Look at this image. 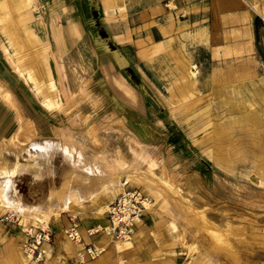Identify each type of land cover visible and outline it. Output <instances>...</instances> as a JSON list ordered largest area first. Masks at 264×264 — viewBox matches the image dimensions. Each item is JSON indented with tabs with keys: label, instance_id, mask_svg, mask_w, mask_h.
<instances>
[{
	"label": "rangeland",
	"instance_id": "rangeland-1",
	"mask_svg": "<svg viewBox=\"0 0 264 264\" xmlns=\"http://www.w3.org/2000/svg\"><path fill=\"white\" fill-rule=\"evenodd\" d=\"M31 5L27 26L47 42L52 66L40 77L11 51L0 24V264H217L201 217L212 243L264 264V164L253 145L264 149V136L250 131L264 124V0ZM55 29L65 43H55ZM38 91L58 105L47 109ZM212 129L223 130L228 161L217 157ZM64 145L103 167L150 175L169 193L155 200L123 187L150 211L145 205L130 238L87 255L102 236L105 192L91 202L72 193L48 218L24 211L59 184ZM68 241L82 251L72 254Z\"/></svg>",
	"mask_w": 264,
	"mask_h": 264
},
{
	"label": "bare ground",
	"instance_id": "bare-ground-1",
	"mask_svg": "<svg viewBox=\"0 0 264 264\" xmlns=\"http://www.w3.org/2000/svg\"><path fill=\"white\" fill-rule=\"evenodd\" d=\"M27 9L28 5L22 0H2L0 2V14L4 15V17L9 18L10 21L8 22L12 25L15 24V21L17 20H23L27 18L29 19V12H27ZM34 71L38 77L41 76L39 69H36ZM48 87L50 92L55 93V85L52 80L48 83ZM38 93L40 97H45L43 104L47 109L55 108L56 105H58L57 103H55V95L51 94V99L48 98V96L46 97L44 93L40 91H38ZM252 114L253 116H255L254 118H252L254 122H257L258 118L260 117L261 119H263V116L257 113ZM261 129L262 130H260V132L256 129H250L251 138L253 140H257L259 138V133L264 136V124ZM211 133L212 143L216 151L217 157L222 159V161L224 162L228 161V157L223 153L224 148L221 147L224 144V142L222 141L223 130L212 129ZM258 142H260V140H258ZM258 142H254L253 145H255V150L260 149L259 154L263 158L260 165H263L264 149L258 146ZM237 152H239L238 148H236V153ZM73 154L74 152L69 147H65L63 149L64 166L61 170L59 184L51 185L48 188L45 196H42L43 199H40L41 201L39 200V205H36L37 207L30 206L24 209L27 214H34V212L40 210L42 215L48 218L52 214L55 215L58 210L67 208L69 204V195L72 193L78 195L81 201H92L97 198V196H99L101 192H105V197L99 206V219L101 220V223H103L101 229H105L108 226V222L105 220V218L108 215L109 205L112 203L111 201L115 198V195L117 193H122V186L125 185L130 188L140 189L142 193H146L153 196L155 200H157L161 193H169L168 188L162 186L161 183H155V181L150 175L136 173L127 168H117L116 170L106 169L101 165L96 164L94 161L89 162L87 159L83 158L80 155L74 158ZM1 171L5 172L4 170ZM122 181L125 182L122 183ZM148 204H146V206L147 211L149 212L151 209V205L148 206ZM201 224L203 225L202 228L204 229L208 240H211V243H209L210 245L208 246L209 254L212 255V257L215 256L217 264H225L221 259L225 255L231 258L232 264H246V262H244L241 257L234 255L231 250L224 249L216 243H212L216 241V236L211 231V229L205 226L203 217H201ZM101 234L102 236H100L97 241H95V245L98 246V249L96 247L97 250H99L100 247L104 249L103 247L112 244L114 241L113 238L107 233V230H104ZM76 242L78 243V241ZM121 242L122 241H118L115 244L118 246ZM68 243L71 245L70 241H68ZM82 249L83 248L81 245H71L72 254L78 251H82ZM79 256H82V252L79 253ZM76 258L75 260H78ZM26 261L27 258L25 257L21 259L22 264H24ZM79 261L81 263L87 262L83 259ZM12 263L13 261H10L9 264Z\"/></svg>",
	"mask_w": 264,
	"mask_h": 264
},
{
	"label": "crops",
	"instance_id": "crops-1",
	"mask_svg": "<svg viewBox=\"0 0 264 264\" xmlns=\"http://www.w3.org/2000/svg\"><path fill=\"white\" fill-rule=\"evenodd\" d=\"M1 1L2 0H0V2ZM22 1H24L27 5L32 4L31 5L32 11H33V8L35 5H46L50 2V0H22ZM27 12H29L28 9H27ZM28 17H29V19L27 18V19H23V20H17V21H15L16 23L12 25L11 23L8 22V21H10L9 18L4 17V15L0 14V24L3 26L1 28L2 34L5 36V39L7 40V43L9 45V47L11 48V51L17 52L16 55L19 54L20 59L26 61V64H25L26 68L34 69V70H36V69H39V70L43 69L44 70L46 68L50 69V68H52V66L50 64V59H49L50 54L47 50L49 48V46L45 40L40 39L39 35L38 34L36 35V32H34L32 29H30L27 26V22H29V20H31V18H33V13L32 14L29 13ZM68 29L70 31H72L71 26ZM70 31L68 33H69V36L71 37ZM42 35H43V33H42ZM62 35H63L62 30L58 31L57 29H55L53 31V39L57 45H60V43H65V36L64 35L62 36ZM4 51H6V49H4ZM16 55L13 56L14 57L13 61H15L14 59L16 58ZM181 72H182V74H184V72H185V75H187V76H190V75L194 76L190 73V71L188 69H185L183 67H182ZM66 145L63 146V149L65 147H68ZM69 148L71 149L70 146H69ZM73 148H74V150H76V151L72 150L74 152V154H73L74 158H76L78 155H80L83 158L87 159L89 162L94 161L97 164V161L93 156L87 155L84 152V150L80 151L82 148H78L76 146H73ZM63 166H64V161L62 163V168H63ZM104 168H106V167H104ZM106 169H109V168H106ZM114 169L116 170L117 168H114ZM60 175H61V172H60ZM123 182L124 181H122V183ZM51 185H55V184H51ZM123 187H125V185L122 186V189H123ZM69 197H70V195H69ZM104 197H103V199H104ZM103 199L100 200L99 206H100L101 202L103 201ZM85 202H91V201H85ZM84 204H83V206H92L89 203H84ZM104 257L105 256H103L102 258H104Z\"/></svg>",
	"mask_w": 264,
	"mask_h": 264
},
{
	"label": "built area",
	"instance_id": "built-area-1",
	"mask_svg": "<svg viewBox=\"0 0 264 264\" xmlns=\"http://www.w3.org/2000/svg\"><path fill=\"white\" fill-rule=\"evenodd\" d=\"M145 205L146 199L142 194H139V192L126 191L119 194L109 205L107 228L100 229L99 231L103 232L104 230H107V233L112 238L118 240L130 238L137 223L140 221ZM41 237L42 235L40 234L38 238L40 239ZM43 237L45 238L46 236ZM69 238L72 241L79 240V235L77 231H75V228L71 230ZM37 244L39 243L37 242ZM86 247L87 255L94 256L99 253V250H97L95 246L88 244Z\"/></svg>",
	"mask_w": 264,
	"mask_h": 264
}]
</instances>
